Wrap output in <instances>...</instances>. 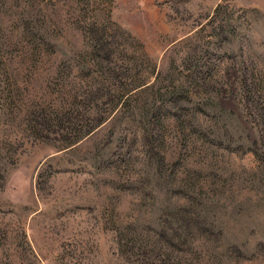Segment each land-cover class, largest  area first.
<instances>
[{
  "label": "rangeland",
  "instance_id": "rangeland-1",
  "mask_svg": "<svg viewBox=\"0 0 264 264\" xmlns=\"http://www.w3.org/2000/svg\"><path fill=\"white\" fill-rule=\"evenodd\" d=\"M25 2L0 0V41L6 45L0 56V264H146L118 246V230L140 221L139 204L129 195L135 191L129 192L123 173L128 143L121 129L110 138L105 106L95 114L94 104L86 102L57 115L64 102L59 97L69 88L55 86L60 64L51 61L50 44L62 37L65 52L75 56L89 50L88 38L77 28L95 19L108 34L118 27L123 55H146L135 79L146 86L201 50L200 65L217 69L211 90L216 102L242 122L248 105L256 136H264L263 111L247 96L251 75L259 70L253 64L264 58V0H99L93 7L79 6L75 14L70 0H55L60 21L44 20L38 53L22 37L14 15L16 3ZM77 76L73 71L69 79ZM230 162L250 168L251 197L257 200L254 189L264 183V171L254 155L233 156ZM262 254L255 252L256 264H264ZM229 258L233 262L221 264H236V253ZM212 262V255L204 254L172 264Z\"/></svg>",
  "mask_w": 264,
  "mask_h": 264
},
{
  "label": "trees",
  "instance_id": "trees-1",
  "mask_svg": "<svg viewBox=\"0 0 264 264\" xmlns=\"http://www.w3.org/2000/svg\"><path fill=\"white\" fill-rule=\"evenodd\" d=\"M70 1L75 14L79 6L93 7L99 0ZM13 8L24 30L22 37L38 53L45 39L40 30L44 20L58 19L55 0L33 4L26 0L23 7L16 3ZM98 23L95 19L77 28L88 38L87 52L68 55L60 37L49 43L50 58L60 64L55 86L69 88L60 93L64 102L57 115L68 106L83 108L86 102L94 104L95 114L105 106L102 114L111 118L106 128L110 138L121 129V139L131 151L124 157L123 173L129 192L135 191L129 195L139 204L135 211L140 221L118 230V246L125 254L147 260L146 264L202 259L204 254L212 255V264H221L224 259L231 262L233 253L238 257L236 264H256L255 252L264 255V183L255 187L259 198L252 201L250 168L230 162L233 156L250 153L264 171V136L254 132L250 107L245 106L243 122L223 111L211 95L217 69L200 65L198 49L176 69L170 66L165 73L159 72L151 85L146 86L145 80L136 84L146 55H123L120 29L108 34ZM5 52L6 45L0 41V56ZM256 65L259 70L251 75L253 88L247 96L260 106L263 116L264 58L256 60ZM73 71L78 76L69 79ZM87 79L91 86L82 84ZM134 165L137 172H132Z\"/></svg>",
  "mask_w": 264,
  "mask_h": 264
}]
</instances>
